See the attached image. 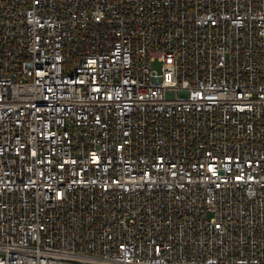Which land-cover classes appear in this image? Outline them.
<instances>
[{
  "label": "built area",
  "instance_id": "built-area-1",
  "mask_svg": "<svg viewBox=\"0 0 264 264\" xmlns=\"http://www.w3.org/2000/svg\"><path fill=\"white\" fill-rule=\"evenodd\" d=\"M0 264H264V0H0Z\"/></svg>",
  "mask_w": 264,
  "mask_h": 264
},
{
  "label": "rangeland",
  "instance_id": "rangeland-1",
  "mask_svg": "<svg viewBox=\"0 0 264 264\" xmlns=\"http://www.w3.org/2000/svg\"><path fill=\"white\" fill-rule=\"evenodd\" d=\"M152 66H153V68H155V69H157V70H159V68H160L158 62H154V63L152 64Z\"/></svg>",
  "mask_w": 264,
  "mask_h": 264
}]
</instances>
